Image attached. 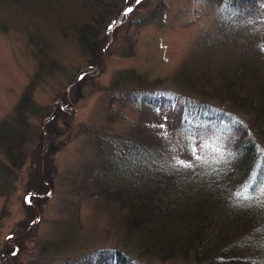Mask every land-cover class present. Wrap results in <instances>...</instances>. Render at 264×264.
I'll list each match as a JSON object with an SVG mask.
<instances>
[{"label": "trees", "instance_id": "trees-1", "mask_svg": "<svg viewBox=\"0 0 264 264\" xmlns=\"http://www.w3.org/2000/svg\"><path fill=\"white\" fill-rule=\"evenodd\" d=\"M212 1L223 4L221 16L172 76L180 88L157 86L162 85L158 79L131 70L126 77L140 88H117L108 100L142 107L127 133L117 136L106 128L84 127L93 136V172L117 182L114 201L129 244L83 254L68 248L66 264H149L143 260L148 256L158 264H264V231L253 232L264 225V208L255 200L237 203L234 196L238 187L254 184L248 191L264 201V0ZM132 2L0 0V6L15 5L19 12L33 6L58 21L59 28L69 25L86 66L94 67L103 49L100 27L108 30L126 8L132 11L125 16L132 15L141 3ZM163 15L164 9H155L144 17L159 24ZM121 22L119 17L117 25ZM46 55L38 43L34 74L12 110L0 117L2 196L14 190L30 153L41 157L42 124L46 122L48 142L54 145L68 123L60 107L49 120V105L34 97L39 80L60 65ZM79 79L81 86L86 74ZM60 99L66 103L65 94ZM48 153L52 158L54 148ZM31 185L29 193L47 192L39 173ZM245 237L252 242L241 244ZM65 245L75 243L50 248L55 264L62 263L56 251H64ZM48 258L45 250L30 263L44 264Z\"/></svg>", "mask_w": 264, "mask_h": 264}, {"label": "rangeland", "instance_id": "rangeland-1", "mask_svg": "<svg viewBox=\"0 0 264 264\" xmlns=\"http://www.w3.org/2000/svg\"><path fill=\"white\" fill-rule=\"evenodd\" d=\"M222 6L212 0H142L132 15L125 16L129 12L126 8L108 30L100 27L103 49L94 67L86 66V56L68 24L59 28L58 21L33 6L20 12L15 5L0 6V117L12 110L34 74L38 43L45 48L47 58L60 65L55 68L54 64L39 80L34 97L41 105H49V120L57 107L68 115V123L54 145L48 142L46 122L42 124L41 157L30 153L14 190L0 195V264H31V259L45 250L50 258L42 262L55 264V252L51 251L68 241L75 245L56 251L64 258L61 264L67 262L68 248L83 254L128 243L122 237L121 212L114 201L117 182L104 178L103 172H93L97 165L92 154L93 136L84 127L106 128L117 136L127 133L142 107L108 100L117 88L124 92L140 88L128 81L131 70L158 79L162 85L157 86L180 88L172 76L191 51L198 49L195 46L202 35L215 26ZM155 9H164L159 24L144 17ZM119 17L122 22L117 25ZM84 73L86 79L78 86V77ZM62 93L66 103L60 99ZM53 148L50 158L48 150ZM38 173L47 185V192L40 196L29 193ZM94 189L103 196L95 195ZM14 250L15 256L11 254ZM143 260L158 264L149 256Z\"/></svg>", "mask_w": 264, "mask_h": 264}, {"label": "snow or ice", "instance_id": "snow-or-ice-1", "mask_svg": "<svg viewBox=\"0 0 264 264\" xmlns=\"http://www.w3.org/2000/svg\"><path fill=\"white\" fill-rule=\"evenodd\" d=\"M141 0H136V3H140ZM128 11H132L131 8L128 9ZM78 78H82V77H78ZM161 127H163V125H161ZM253 167H256V165H254ZM252 173V169H249L248 171V175L251 176ZM252 180H255V177H252ZM255 185L254 184H249L248 185V189H252L254 188ZM248 189H243L238 187L235 191H234V196H235V200L237 203H243V202H247L248 204H251L254 200L256 203V206L260 207V208H264V201H260L259 199L255 198L252 196V194L248 191ZM28 198L26 197V200ZM264 231V225L258 226L257 228H255L253 230V232H261ZM8 241H11L12 237H8L7 238ZM253 238L252 237H245L243 241H241V244H247L249 242H252ZM13 256H15L17 253L16 251H12L11 253Z\"/></svg>", "mask_w": 264, "mask_h": 264}, {"label": "water", "instance_id": "water-1", "mask_svg": "<svg viewBox=\"0 0 264 264\" xmlns=\"http://www.w3.org/2000/svg\"><path fill=\"white\" fill-rule=\"evenodd\" d=\"M115 23H116V21H115ZM115 23H114V24H115Z\"/></svg>", "mask_w": 264, "mask_h": 264}, {"label": "bare ground", "instance_id": "bare-ground-1", "mask_svg": "<svg viewBox=\"0 0 264 264\" xmlns=\"http://www.w3.org/2000/svg\"><path fill=\"white\" fill-rule=\"evenodd\" d=\"M128 10V9H127Z\"/></svg>", "mask_w": 264, "mask_h": 264}]
</instances>
